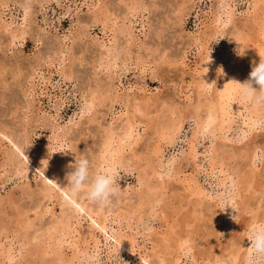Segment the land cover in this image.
I'll list each match as a JSON object with an SVG mask.
<instances>
[{
    "label": "rangeland",
    "instance_id": "1",
    "mask_svg": "<svg viewBox=\"0 0 264 264\" xmlns=\"http://www.w3.org/2000/svg\"><path fill=\"white\" fill-rule=\"evenodd\" d=\"M130 1L0 0V264L50 261V254L43 256L42 263L39 257L25 249L39 242H44L46 247V235L54 236L50 227L63 215L69 217V227L63 238L67 244L60 250L72 264H145L141 258L148 256L147 253H157L161 248L156 236L168 238L170 233L167 231L171 232L169 224L174 220L171 214L176 200L181 199L182 212L192 211L189 198L184 199L186 201L181 198L184 177L195 183V189L205 196L204 203L211 205L210 211L206 209L205 212L203 204H199V214L193 216V220L216 230L225 221L229 222L225 218L222 225H211L215 205L224 203L228 195L236 191L240 175L228 171L231 158L237 165L241 164L238 163L239 156L246 148L264 146V111L261 110L264 104L255 105L259 112L251 115L253 125L246 126L242 117L230 111L233 113L230 130L225 133L207 131L199 135L198 150L203 153L202 157L212 146L220 153L225 149L232 152V156L230 152L228 159L221 163L214 161L213 171L209 170L207 157L202 168L193 167L188 143L196 130L194 118H184L178 130L164 135L156 130V124L169 121L173 110H192L191 106L197 100L204 102L211 97L213 86L205 90L199 88L201 96L198 99L195 89L205 68V60L201 59L206 51L211 59L208 68L217 66L215 69L222 76L225 65L233 62L235 68L224 79L240 75L242 57L245 58L240 37H246L249 30L245 28L253 13H264V0H141V4L140 0H135L136 7L129 5ZM100 8L105 10L106 18L93 19V12ZM211 31L214 32L209 33ZM12 35L15 37L11 38ZM260 41L264 46V39L260 38ZM221 76L213 83H219ZM107 90L110 92L106 93ZM110 93L113 102L108 96ZM133 96L139 101H147L146 113L139 111L143 115L134 114L131 107L125 108ZM91 97L93 103L85 109L84 101ZM151 99L155 100L152 102ZM246 104L252 110L253 104ZM127 116H134L135 130L132 137L125 140L124 162L116 163L112 171L121 191L105 207L88 201L83 193L77 198L94 214L106 218L107 233L104 236L92 225L89 216L71 204L67 197L56 189L48 193L41 190L44 184L54 186L28 164L18 148L26 146L34 156L48 158V164L62 163L66 175L72 171L69 166L81 158L90 161L94 174L104 172L97 165L104 137L108 133H113L115 138L121 136L122 123ZM200 116L203 117V112ZM151 144L154 145L152 151L160 148L157 158L151 157ZM257 147L251 163L261 170L264 147ZM150 159L156 172L150 174V181L162 183L164 190L158 202L145 209L138 207L136 194L143 189L140 175ZM179 193H182L181 197ZM171 197H175L174 200ZM162 206L166 213L169 210L168 214L161 213ZM138 208L142 210L139 212ZM238 218L231 223L232 227L220 236L214 235L212 240L224 242L227 235L232 237ZM41 234L43 236L35 238ZM117 234L132 242L134 255L122 252L109 237ZM81 235L88 238V249L79 243ZM153 240L156 243L152 244ZM195 241V246L201 248L198 239ZM248 243L250 248V241ZM77 245L80 254H77ZM93 245L98 246L96 251ZM187 246L184 244L182 251H175L167 258L173 259L183 252L181 254L185 256H181L178 264H226L207 260L197 246L192 249ZM74 255L79 260H73ZM249 255L250 251L246 264H249Z\"/></svg>",
    "mask_w": 264,
    "mask_h": 264
},
{
    "label": "bare ground",
    "instance_id": "2",
    "mask_svg": "<svg viewBox=\"0 0 264 264\" xmlns=\"http://www.w3.org/2000/svg\"><path fill=\"white\" fill-rule=\"evenodd\" d=\"M127 3H128V1H127ZM129 3H131L129 5L133 6V5H135V0H131ZM136 4L137 5L141 4V0L139 1V4H138V2H136ZM126 6H127V4H126ZM135 7H136V5H135ZM138 9L140 10V8H138ZM133 11H135V10L133 9ZM100 17L106 18L105 10L102 8L95 10L93 12V19L99 20ZM248 20H250V21H249V23L247 22L248 24H247L245 29H248L249 31H248V33H246V37H244V36L240 37V40L243 41L244 48H242V49H244L243 52L245 53V58L242 57L243 64H241L242 61L240 62V64L242 65V66H240L241 67V69H240L241 73L239 72L240 75L238 77H233V75H231V76L227 77V80L224 79V77H226L228 75L229 71L231 69L235 68L233 62L232 63L230 62V63L225 65V67L223 68V71H222L223 72L222 76H221V73L215 69V68H217V66L208 68V65L206 62V61H208V56H207V51H206L204 58H202L201 60H203V59L205 60L204 67L207 68L208 71L206 72L205 69L202 71V73L199 77V81H197V84H195V89L197 90L196 98L198 99L201 96L198 89L199 88H202L203 90L206 89V87L203 84V81L207 84H212L216 77L221 76L222 78L220 79L219 83H215L213 86L211 97L206 99L204 102L197 100V102L194 103L192 106L190 105L192 107V110L188 109V111H186L187 108H183L182 110L179 109V111H177L178 109L173 110L174 112H172V116L169 118V121H167L163 124H161V123L156 124V128H157L156 130L159 132L160 135H164L165 132L178 130V128L181 127L180 126L181 121L184 118H186V117L194 118L195 123H196V130L193 133V136H192L191 140L189 141L188 145L190 148V154L189 155H191V157H192V162L194 161L193 164H195V165L193 167H195V169H196V167H198L199 169L202 168L204 158L207 157L208 161L210 163V166L208 165L209 170L211 169L210 171H213L214 166H215V163H213V162L217 160L218 163H221L220 162L221 160L228 159L227 157H229V153L231 152V151L228 152L229 150L226 151V149H225L224 151H222L220 153L216 147L212 146V147H210V150L205 155V157H202L203 153L198 150V143H199L198 137H199V135H201V134H203V132H207V131H209L211 133H214V131H218L220 133H225L226 131L230 130V124H231L232 118H233V115H232L233 113L232 112L230 113V111L236 112L238 117H240V118L242 117L244 119L243 123L246 126H250V124L251 125L254 124V119L252 118L251 115H252V113L258 114V112H259L258 108H256L254 104L252 105V110H250L248 105L240 99V96L237 97V95H239V90L231 83L233 80L239 81L241 83L248 80L250 72L252 71V67L255 64L259 63L260 58H264L263 41H260V38L264 39V13L254 12L253 15ZM215 21L218 22V18H216ZM241 27L242 26H240V28ZM237 28L238 27H236L235 29H237ZM242 28H244V27H242ZM239 29H238V31H240ZM213 32L211 31L209 33H213ZM233 34H232V37L235 35V34L234 35ZM253 34H254V38L252 37ZM213 36H214V34H213ZM250 36L252 37L251 40H247V39H250ZM14 37H15V35H12L11 38H14ZM254 46L258 49L255 50ZM201 53L203 54V52H201ZM166 63H168V62H166ZM254 87H257V86L254 85ZM109 92H110V90L106 93H109ZM101 93H103V92L101 91ZM99 95H101V94L99 93ZM99 95H98V97H99ZM104 95L107 96V94H104ZM108 96L111 98V102H113L112 94L110 93ZM140 97H142V96H140ZM148 99H150V98H148ZM125 100H126V98H125ZM142 100H143V98H142ZM154 100L151 99L152 102ZM139 102H140V104H139ZM92 103L93 102H92V97H91V99L84 101V108L89 109L90 106L92 105ZM124 103H126V102L124 101ZM147 104H148L147 101H145V102L139 101L136 98H134V96H133L131 98V102H130L129 106H127V104H125V106H126L125 108L127 109V107H131L132 112H134V114H135V112L145 111ZM163 104H164V102H163ZM171 106H172V104H171ZM171 106L169 108H172ZM233 107L235 109H233ZM174 108L176 109L177 107H174ZM261 110L264 111V109H261ZM200 112H203L202 118L200 116ZM142 113H140V114L143 115ZM145 113H146V111H145ZM132 117L134 118V116H132ZM132 117L127 116L125 118L124 123H122V135L121 136L118 135L115 138L113 133H108L107 135H105L104 140L102 142V147H101L102 150L100 153V157H98L99 162H97V165L101 170L113 171V170H115L114 166L116 163H118V162L120 163V161L122 163L124 162L123 150H124V146H125V140L130 139L132 137V134H133V132L135 130V126H136L135 120H133ZM161 121H163V120H161ZM154 134H156V133H154ZM156 137H157V135H156ZM157 138L160 139L159 136ZM255 145H259V144H255ZM153 146L154 145L151 144V147H149L150 153L152 155L151 157L157 158V154L159 153L160 148L156 147L155 150L152 151ZM248 146H250V145H248ZM25 147H19V148L17 147V148H18V151L24 156V158L26 160H28V164H30V166L33 167V169L37 170V172L41 176H43V178L45 177L49 181L56 183L59 187L63 188V187L67 186L68 182L66 179L65 168H64V165H62V163H53V162L50 163L49 162V164H48V158H43L41 156L36 157V156H34V154L32 152H30L31 150H28ZM256 147L257 146L252 145L251 147L246 148V151H244V149H245L244 148L243 151L245 153H242L239 156L240 162H238V158L236 157L238 163H241V164L244 163L243 165L238 164V165H240V168L236 164V160H234L233 158H231V160H233V161L229 162V164L227 163L228 160H226L227 162H224L225 165L228 164L229 168H227V169H228V171H230V173H233V172H234V174L239 173L240 176L237 175L239 177L238 178L239 181L237 179L238 184L236 187V191L233 190V192L228 195V200L225 201L224 203L220 202V205H215V207H216L215 214H214V212H212L215 215V218L213 216L214 221H211V222H213L211 225L213 226V224L215 225L217 223L222 225L225 218H226V220L229 219V222L225 221L224 225H222L221 228L216 230L215 228L208 227V225L206 226L205 224H198L196 221H194L192 217L197 216L196 214L199 212V210L197 209L198 208L197 206L199 204L200 205L203 204L204 207L203 206H200V207H203V209H205V212H207L206 209H209V211H210L211 205H207L204 203L205 202V200H204L205 196L201 191L195 189V186H196L195 183H190L189 180L187 181L188 178L184 177L183 181H185V182L182 185V189H183L182 192L184 193L183 197H181L182 193H179V194H180V197L183 198L182 200L189 198V202H192V204H193L192 211H191V209H190V211L187 209L188 210V212H187V211H185L186 208L184 209L185 212L181 211L183 209V207L181 206L182 202H180L181 199H179V201L176 200L177 205L174 206L176 210L172 209L173 203L172 204L170 203L172 205V207L170 205L171 209L174 210V213L172 211V214H171L172 215L171 217L174 218V220H173V222H170L171 225L169 224V226L171 228V232L169 230L167 232H169L170 234H168L166 232L168 234L167 235L168 238L167 237L162 238V237L156 236L157 237L156 239L158 241L157 243L161 248H160V250H159V248H157L159 250V251H157V253H155V251H154L152 254L147 253V255L149 254L148 256L142 257L141 260L145 264H178L181 256H185V254H181L183 252L177 254L174 258L172 257L173 259H168L167 256L171 257L173 255V253L175 251H178V250L180 252V250H181L182 246H184V244H188V246L191 249L193 247H196L197 245L195 246V242L197 243V241H195V240H197V239L200 242V244H199V242H198V244L201 246V248L198 246H197V248H199L198 250H200L204 254L203 256L207 257V260L210 259L211 261L214 260L216 262H218V261L219 262H225L226 264H242V263L246 264V260H247L246 258H247L248 252H249L248 251L249 250V246H248L249 245V243H248L249 234L253 230L254 227H256L258 225H264V163H262L261 170L253 167L252 163H251L252 158H253V153H254V150L256 149ZM261 147L263 148L264 146L262 145V146H260V148ZM28 148H30V147H28ZM225 148H226V146H225ZM257 148L260 149L259 147H257ZM223 149H224V147H223ZM262 152L264 153V151H262ZM236 155L237 154L235 153V156ZM238 155H239V153H238ZM230 156H232V152L230 153ZM263 156H264V154H263ZM217 162H216V165H218ZM97 165L95 164L96 167H97ZM225 165H223V166L226 167ZM104 167H106V168H104ZM94 170H96V169H94ZM220 171H223V170L220 169ZM228 171H227V173H229ZM150 174L151 175L156 174V172L152 166V159H150L147 162V168L144 170V173L143 174L141 173V175H140L142 185H143V189L139 190L136 194V198H137L136 202H137L138 207L144 206L145 209H146V206H150L151 204L152 205L150 207H153L154 203L156 204L158 202L157 199L160 198L161 191L164 190V186L162 183H152L150 181V177H149ZM226 177L227 176H225V179H226ZM230 177H232V176H230ZM49 184L53 185L54 188H51V186L49 187L48 185L44 184V188L41 190L44 192L46 191V193H48L49 190H51V189L57 190L56 186L53 183H49ZM231 185H233L232 182H231ZM57 191L60 195H64L65 197H67L70 200L71 204L75 205L82 212L86 213L89 216V218L91 219L92 225L99 232H102L104 234V236H106V233H107L106 228L107 227L105 226V222H106L105 217L98 216L97 213L94 214L86 206L84 201L80 200V202H79L77 200L78 196L70 199L69 196L64 191H59V190H57ZM171 198H173V197H171ZM174 198H173V200H174ZM184 201H186V200H184ZM166 203H167V201H166ZM69 204L70 203L67 202V205H69ZM183 205H184V202H183ZM165 206H162V208L160 207L162 209V210H160L162 214L166 213V208L164 210ZM187 206H188V204H187ZM133 207H135V206H133ZM133 207L131 209H133ZM135 208H137V207H135ZM140 210H142V209H139V212H140ZM168 211L169 210H167L166 214H168ZM129 213H131V212H129ZM169 213H171V212H169ZM202 214H203V212H202ZM213 214H211V215H213ZM207 216L208 215H206L205 217H207ZM94 217L96 219H94ZM209 217H211V216H209ZM202 218H203V216H202ZM236 218H238L236 220V223H235L236 229H234L235 232L232 231L231 234H234L232 237L227 235V239L224 242H217L214 239L212 240L211 237H213L214 235L217 234L218 236H220L224 232V230L229 229L231 226V223L235 222ZM18 220H20V218H18ZM21 221H22V219H21ZM201 221L203 222L202 219H201ZM205 221H207V220H205ZM68 222H69V217L66 215H63L59 220L55 221V223L52 225V227H50V230L52 229L51 231H54V234L52 232V234L54 235L53 237L50 236V234H49V236L46 235L47 233L43 234V235L47 236L46 237L47 238L46 243H48V244L46 247H44V245H46L44 242L38 243V244H42V246H40L38 244L33 245L32 248L27 246L28 249L24 248V247H26V245H25L23 247L25 249V252L31 253L35 257H39V259L42 261V263L44 260L43 256L46 254H50V256H51L50 261H45L44 264H62L63 262L66 264L71 263L70 261H68L64 258V256L61 253V250H60L61 247L63 246V244H67L65 242V240H63V238H64L65 231H68V227H69ZM227 222H228V224H227ZM21 225H23V224H21ZM26 225H29V224H27V222H26ZM26 225H23V226H26ZM25 232H26V230H25ZM43 235L42 234L39 236L35 235V238L36 237L39 238ZM109 237H111L114 240V243L117 245V247L122 252H128L129 254L134 255V249L132 246V242H129L126 239L120 238V235H118V234L117 235H109ZM87 239L88 238L86 236L81 235V237H79V243L85 245L86 249L89 248L87 245V243H88ZM90 239H92V237H90ZM106 239H107V237H106ZM156 239H155V241H156ZM50 241H52V242L49 243ZM155 241L153 240L152 244L156 243ZM27 242H29V241H27ZM159 242H161V243L159 244ZM29 244H31V242H29L28 245ZM21 246H23V244ZM92 248H93V250L96 251L98 249V246L93 245ZM194 249H196V248H194ZM242 249H244L243 252L241 251ZM76 250H77V254L81 253L78 250V245H77ZM195 251L197 252V249ZM195 251H194V254L196 253ZM83 255H84V253H83ZM150 255H152V256H150ZM6 258L8 261H10L9 256H7ZM78 258L79 257L77 255H74L72 257L73 260H79ZM203 259H204V257H203ZM239 261H241V262L243 261V262L239 263Z\"/></svg>",
    "mask_w": 264,
    "mask_h": 264
},
{
    "label": "clouds",
    "instance_id": "3",
    "mask_svg": "<svg viewBox=\"0 0 264 264\" xmlns=\"http://www.w3.org/2000/svg\"><path fill=\"white\" fill-rule=\"evenodd\" d=\"M208 60L207 64L211 63L210 55ZM204 69L208 71L207 68ZM231 83L239 90L243 102L257 106L264 104V58H260L259 63L252 67L248 80L243 83L233 80ZM203 84L206 88L214 86V83L207 84L204 81ZM69 167L72 171L66 175L68 182L66 187L61 188L44 178L49 183H53L57 190L64 191L70 199L83 193L88 201L99 207H105L121 191L116 175L111 170L94 174L87 158L75 160V163ZM249 241V264H264V225L253 228L249 234Z\"/></svg>",
    "mask_w": 264,
    "mask_h": 264
}]
</instances>
